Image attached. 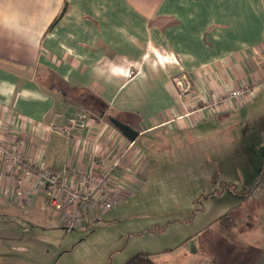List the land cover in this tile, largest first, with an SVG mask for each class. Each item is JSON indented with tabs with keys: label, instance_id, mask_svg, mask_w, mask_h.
Listing matches in <instances>:
<instances>
[{
	"label": "crops",
	"instance_id": "obj_1",
	"mask_svg": "<svg viewBox=\"0 0 264 264\" xmlns=\"http://www.w3.org/2000/svg\"><path fill=\"white\" fill-rule=\"evenodd\" d=\"M182 73L191 90L180 98L174 77ZM257 79H264V0H0V134L24 135L22 152L65 179L71 166L96 171L120 157L116 205L159 167L169 149L155 145L212 115L193 107ZM90 96L137 138L131 143L93 113L69 139L48 131L47 123L87 108ZM244 99L215 113L239 110ZM142 136L155 144L138 143ZM223 183L229 187L203 198L216 210L237 198V182ZM0 198L10 200L3 191ZM82 217L84 227L91 218ZM172 251L148 255L160 264L153 257ZM251 264H264V249Z\"/></svg>",
	"mask_w": 264,
	"mask_h": 264
},
{
	"label": "rangeland",
	"instance_id": "obj_2",
	"mask_svg": "<svg viewBox=\"0 0 264 264\" xmlns=\"http://www.w3.org/2000/svg\"><path fill=\"white\" fill-rule=\"evenodd\" d=\"M250 98H241L247 102L239 110H214L196 127L173 132L164 146L155 145L169 151L161 153L165 157L159 158L149 181L134 197L89 219L84 227L65 228L42 194L29 205L0 198V264H122L137 252L169 248L173 251L154 260L253 263L264 249V87ZM137 140L155 144L145 136ZM225 154L230 158H217ZM222 181L237 182V198H224L230 206L219 204L216 210L211 199L198 201L201 193L220 185L227 189L229 184ZM229 209L232 218L213 221Z\"/></svg>",
	"mask_w": 264,
	"mask_h": 264
},
{
	"label": "built area",
	"instance_id": "obj_3",
	"mask_svg": "<svg viewBox=\"0 0 264 264\" xmlns=\"http://www.w3.org/2000/svg\"><path fill=\"white\" fill-rule=\"evenodd\" d=\"M174 86L180 98L186 97L191 90L190 82L183 73L174 77ZM263 87L264 79L242 83L226 93L211 95L192 110L213 112L220 107L230 106L234 99L251 97ZM91 113L83 109L64 118L62 123H47V129L69 139L72 133L87 126ZM24 142L22 134L12 133L9 138L0 134V191L10 200L29 205L37 195L42 194L55 213L61 214L67 229L82 224L84 214L94 219L98 213L116 205L118 188L115 178L120 157L96 171L71 166L65 179L64 175L24 154L21 150Z\"/></svg>",
	"mask_w": 264,
	"mask_h": 264
},
{
	"label": "trees",
	"instance_id": "obj_4",
	"mask_svg": "<svg viewBox=\"0 0 264 264\" xmlns=\"http://www.w3.org/2000/svg\"><path fill=\"white\" fill-rule=\"evenodd\" d=\"M53 23L54 22H52L50 24V26H52ZM87 102H88V105H87L88 107L86 109H88L89 111L94 112V113H96L102 117H106V118H108V120H109V117H112L110 113L106 112V106L103 105L102 102L99 101L96 97L92 98V96H90V99H88ZM230 185L233 186L232 184H230ZM220 191H221V188H214L213 190H210L209 192L201 194L200 197L198 198V200L201 197L206 199V198H208V196L218 195L219 193H221ZM201 210H202V208H201ZM229 214L231 216H228ZM225 217L227 219L232 218L231 209H229L226 212L218 215L213 221H217L218 223L221 224V221ZM122 264H157V263L154 262L149 257L148 253L137 252L133 255H130Z\"/></svg>",
	"mask_w": 264,
	"mask_h": 264
},
{
	"label": "water",
	"instance_id": "obj_5",
	"mask_svg": "<svg viewBox=\"0 0 264 264\" xmlns=\"http://www.w3.org/2000/svg\"><path fill=\"white\" fill-rule=\"evenodd\" d=\"M109 121L111 124H113L120 132L121 134L128 139L129 141L133 142L137 136L138 131H136L134 128L129 126L128 124H125L118 119L114 117H109Z\"/></svg>",
	"mask_w": 264,
	"mask_h": 264
}]
</instances>
